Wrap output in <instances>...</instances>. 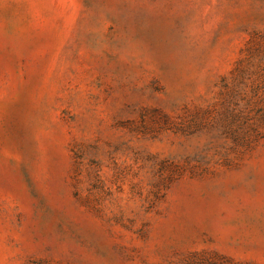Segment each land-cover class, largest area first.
<instances>
[{"label": "rangeland", "instance_id": "374dc122", "mask_svg": "<svg viewBox=\"0 0 264 264\" xmlns=\"http://www.w3.org/2000/svg\"><path fill=\"white\" fill-rule=\"evenodd\" d=\"M0 264H264V0H0Z\"/></svg>", "mask_w": 264, "mask_h": 264}]
</instances>
